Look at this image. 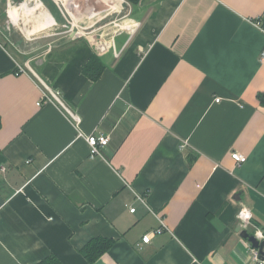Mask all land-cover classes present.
<instances>
[{
	"label": "crops",
	"instance_id": "obj_1",
	"mask_svg": "<svg viewBox=\"0 0 264 264\" xmlns=\"http://www.w3.org/2000/svg\"><path fill=\"white\" fill-rule=\"evenodd\" d=\"M17 1L0 0V264H90L98 237L94 264H254L236 230L243 206L264 229V0H24L54 20L33 43Z\"/></svg>",
	"mask_w": 264,
	"mask_h": 264
},
{
	"label": "built area",
	"instance_id": "obj_2",
	"mask_svg": "<svg viewBox=\"0 0 264 264\" xmlns=\"http://www.w3.org/2000/svg\"><path fill=\"white\" fill-rule=\"evenodd\" d=\"M256 26L260 27V25L258 23H256ZM260 59L262 62H264V49L261 52ZM18 69H19L20 73H25L24 68L18 67ZM59 96H60L59 92H56V93L51 94V95L48 93H43V103L51 102L52 99H56ZM220 101H221L220 99H216L217 103H219ZM39 105H41V102L39 103ZM86 141L90 147V157L96 158L98 156H101V148L107 146L110 139L108 136L99 134V135L87 136ZM232 157L237 162L238 165H242L247 161V158L244 155L240 154L239 152H233ZM0 171L5 173L6 168L1 167ZM139 200L141 201V203H143L144 205L147 206L145 199L139 198ZM135 211H136L135 208H131V212L134 213ZM252 219H253V213H252L251 208H249L248 206H243L237 214L238 223L242 227L243 230L244 229L249 230V227L251 226ZM162 227H164L163 223H162ZM163 230H164V228H160V229L154 231L153 233H150V234L143 236V238H142L143 244L150 243L151 235L152 234H160V233H162ZM256 234L258 236H261L262 231H257ZM251 257H252V261L254 264H264V260L261 259L258 250L251 249Z\"/></svg>",
	"mask_w": 264,
	"mask_h": 264
},
{
	"label": "trees",
	"instance_id": "obj_3",
	"mask_svg": "<svg viewBox=\"0 0 264 264\" xmlns=\"http://www.w3.org/2000/svg\"><path fill=\"white\" fill-rule=\"evenodd\" d=\"M126 1L131 5H133L134 7L138 6L140 3V0H126ZM104 68L105 66L102 63V61L97 56H93L91 60L87 63V65L84 67L83 72L90 79L96 80L101 76L102 72L104 71ZM0 128H1V119H0ZM113 245H114V240L112 239L103 238V237L93 238L82 249L81 253L84 256V258L88 261V263L94 264L104 254H106L112 248ZM38 264H62V263L56 256L51 255Z\"/></svg>",
	"mask_w": 264,
	"mask_h": 264
},
{
	"label": "bare ground",
	"instance_id": "obj_4",
	"mask_svg": "<svg viewBox=\"0 0 264 264\" xmlns=\"http://www.w3.org/2000/svg\"><path fill=\"white\" fill-rule=\"evenodd\" d=\"M76 1L77 0L69 1V3H67L66 6L68 8H70V5H72V3L76 2ZM105 1L108 2V4H110L112 7H115L116 6V3L117 2H120V0H105ZM42 6L43 5H42L41 2L34 4V7H30L27 4V2L22 3L21 5H18L16 7L15 6H11L12 11L14 13V19H13L14 24L18 28H20V29L23 30V26L20 24V22L16 21V17H20V18H22L23 22H28L29 23V22L33 21L34 19H37L38 17H40L38 15V17L35 18L34 17L35 16V12L34 11L39 10V8L42 9ZM9 11H11V10H9ZM73 17H74V20H75L74 24L76 26L78 25L79 27H81V25L79 24L80 23V20H81L80 19L81 16L80 15L79 16L78 15H73ZM97 20H99V19H97ZM52 26H54V23H48V22L44 23L43 22V23L37 24L36 27H30L29 29H28V27H26V30L27 31H24L23 33H25V36H26L27 39H31V38L37 36L38 34L42 33L43 31L48 30ZM121 28H123V27H121ZM97 30H98V28H97Z\"/></svg>",
	"mask_w": 264,
	"mask_h": 264
},
{
	"label": "rangeland",
	"instance_id": "obj_5",
	"mask_svg": "<svg viewBox=\"0 0 264 264\" xmlns=\"http://www.w3.org/2000/svg\"><path fill=\"white\" fill-rule=\"evenodd\" d=\"M68 1H74V0H68ZM18 2V4H21V3H23L24 2V0H18L17 1ZM69 3V2H68ZM46 14H47V18L49 17V15H48V13L46 12ZM35 17V16H34ZM29 20V19H28ZM37 19H34L33 21H31V22H22V23H20L22 26H23V30L22 29H20V28H18L16 25V28L18 29V30H20V32L25 36V33H23L24 31H27L26 30V27H28V29L30 28V27H36V25L37 24H39V23H37V21H36ZM86 20V18H81V21L82 22H84ZM48 21H51L52 23H54V20L52 19V20H49L48 19ZM81 21H80V25L82 26L83 25V23H81ZM70 22H72V21H70ZM73 23V22H72ZM74 25V24H73ZM67 26H69V23H67ZM75 26V25H74ZM77 27H78V29L79 28H81V27H79L78 25H77ZM8 29V28H7ZM12 30H14V29H12ZM69 30V29H68ZM81 30V29H80ZM59 32V31H57V30H53V32ZM2 32H4V33H6L7 31H6V22H4V24H3V26L0 24V39H2V41L5 43V45L8 47V48H10V49H12V50H14L13 49V47H11L10 45H9V43L7 42V40H6V38H4L3 36V33ZM9 32V31H8ZM47 34H51V32L49 31V32H46ZM46 33H42V34H40V36L38 35V37H41V36H44ZM29 34V33H28ZM26 37V36H25ZM54 37V36H53ZM53 37H51V38H53ZM35 38V37H34ZM34 38H32L31 39V41H26L27 43H33L34 42ZM11 39H13V38H11ZM13 40H15V39H13ZM36 48V47H35Z\"/></svg>",
	"mask_w": 264,
	"mask_h": 264
},
{
	"label": "water",
	"instance_id": "obj_6",
	"mask_svg": "<svg viewBox=\"0 0 264 264\" xmlns=\"http://www.w3.org/2000/svg\"><path fill=\"white\" fill-rule=\"evenodd\" d=\"M75 35L76 31H73L70 35V38H74ZM236 231L240 233V236L243 239L248 240V242L251 244L252 249L258 250L261 259L264 260V229L261 236H258L257 234H251L248 230H243L240 225L237 227Z\"/></svg>",
	"mask_w": 264,
	"mask_h": 264
}]
</instances>
